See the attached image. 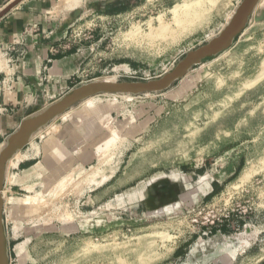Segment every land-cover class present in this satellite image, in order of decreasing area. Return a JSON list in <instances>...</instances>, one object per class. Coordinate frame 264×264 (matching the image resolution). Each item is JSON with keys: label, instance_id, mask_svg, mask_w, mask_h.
Instances as JSON below:
<instances>
[{"label": "rangeland", "instance_id": "obj_1", "mask_svg": "<svg viewBox=\"0 0 264 264\" xmlns=\"http://www.w3.org/2000/svg\"><path fill=\"white\" fill-rule=\"evenodd\" d=\"M64 1L79 59L68 88L29 114L81 84L160 78L242 2ZM187 4L199 19L183 30L173 11ZM59 135L76 142L70 167H36ZM16 154L25 161L8 163L1 192L9 264H264V0L168 89L88 98Z\"/></svg>", "mask_w": 264, "mask_h": 264}, {"label": "crops", "instance_id": "obj_2", "mask_svg": "<svg viewBox=\"0 0 264 264\" xmlns=\"http://www.w3.org/2000/svg\"><path fill=\"white\" fill-rule=\"evenodd\" d=\"M68 7L64 0H0V151L22 120L45 98L68 88L79 59L75 46L66 39L72 17L77 14ZM75 144L70 137L52 138L45 156L35 166L46 162L53 166L63 159L68 163L70 147ZM26 152H32L31 147ZM16 157L22 165L25 160L16 153L8 163Z\"/></svg>", "mask_w": 264, "mask_h": 264}, {"label": "water", "instance_id": "obj_3", "mask_svg": "<svg viewBox=\"0 0 264 264\" xmlns=\"http://www.w3.org/2000/svg\"><path fill=\"white\" fill-rule=\"evenodd\" d=\"M258 2L259 0H242L227 26L217 37L186 54L170 72L160 78L135 82L99 80L81 84L71 89L58 101L48 105L41 111L27 115L22 120L17 130L7 138L5 145L0 151V264H9L7 236L3 218V197L1 192L3 190L7 163L11 157L16 152L22 150L30 142L32 136L44 128L50 121L65 113L75 104L88 98L102 94L136 96L146 93L162 92L168 89L174 82L183 78L193 66L227 49L233 39L244 29L249 16ZM14 5L9 6L3 14Z\"/></svg>", "mask_w": 264, "mask_h": 264}, {"label": "bare ground", "instance_id": "obj_4", "mask_svg": "<svg viewBox=\"0 0 264 264\" xmlns=\"http://www.w3.org/2000/svg\"><path fill=\"white\" fill-rule=\"evenodd\" d=\"M73 2V1H72ZM198 6H191L189 4L187 5H181V6H176L174 7V23L176 24L177 27H179L180 29H186L189 27H192L195 25V23L197 22V19H199V13L197 12ZM162 26V25H161ZM160 28V27H159ZM174 30H172L171 28H167V29H163L161 32H167L170 33L171 36L173 37L175 33H173ZM176 31V30H175ZM226 50V49H225ZM106 81V80H104ZM109 81V80H107ZM84 102V101H82ZM89 103V102H88ZM19 152V151H18ZM17 153V152H16ZM15 155V154H14ZM13 155V156H14ZM12 156V157H13ZM11 157V158H12ZM19 157V156H18ZM19 159V158H18ZM16 159H14L15 161ZM18 161V160H17ZM16 161V164H17ZM264 162V161H263ZM13 162H11L10 166L15 165V162L12 164ZM264 165V164H263ZM252 170V167H251ZM250 168L247 167L246 169L244 168V171L241 173L240 177L238 178L239 181H243L245 179H247L248 177H250ZM254 171V170H253ZM255 173V172H254ZM237 179V180H238Z\"/></svg>", "mask_w": 264, "mask_h": 264}]
</instances>
